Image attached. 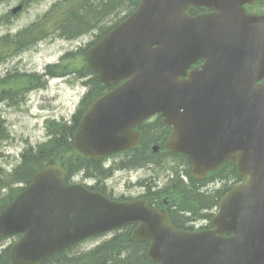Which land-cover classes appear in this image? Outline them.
<instances>
[{"label": "water", "instance_id": "1", "mask_svg": "<svg viewBox=\"0 0 264 264\" xmlns=\"http://www.w3.org/2000/svg\"><path fill=\"white\" fill-rule=\"evenodd\" d=\"M257 1L139 0L84 57L103 85L121 84L82 116L74 149L88 159L135 149V128L160 114L173 130L166 149L187 156L196 179L227 161L244 178L219 202L212 230L177 231L144 201L67 186L65 171L50 166L0 214V237L22 235L9 249L11 264H42L130 224L156 264H264V16L243 8ZM190 7L213 12L192 18Z\"/></svg>", "mask_w": 264, "mask_h": 264}, {"label": "trees", "instance_id": "2", "mask_svg": "<svg viewBox=\"0 0 264 264\" xmlns=\"http://www.w3.org/2000/svg\"><path fill=\"white\" fill-rule=\"evenodd\" d=\"M59 6L63 8V11L60 16V23L58 22V28L65 41H76L90 34H93L94 37V40L86 46L65 53L61 59L64 75L66 77L73 76L81 82L86 92L82 97L72 125L57 126L53 124L49 132L52 137L47 143L41 144L35 149L28 148L21 155V164L12 172L6 174L2 170L0 171V213L22 190V186L30 183L32 175L46 166L53 164L62 166L67 172V179L80 172L87 176H98L102 173L101 165L98 162L83 158L74 151L72 146L77 123L84 111L92 102L111 89L98 81L97 75L85 66L83 57L91 45L103 38L135 11L138 0H59ZM192 12L194 11L192 10ZM121 13H124V16L118 21L114 20ZM35 27V25L31 26L23 33L26 34ZM1 132L0 143L8 141L10 136L6 134L0 123ZM149 132L148 126L142 128L143 140L139 151L129 158L130 162L122 163L121 167L136 168L148 163L149 153L147 151H149L151 144L157 142V138L153 140L148 138ZM187 176L190 178V175ZM211 176L219 179L225 178L226 182L233 181V183H237L241 179L235 168L229 164H224L216 177L215 175ZM190 179L192 180V178ZM192 182L185 184L176 177L162 193L169 195L172 199L177 196V209L187 213H196V208L200 207L212 209L224 194V192L217 191L205 196L199 190L201 183L195 180ZM227 188L228 186L225 185L224 190ZM2 191L5 193L2 194ZM146 249V244L131 239L130 229H123L109 240L89 250L77 251L70 248L49 258L44 264H153L146 259ZM0 264H10L8 249L1 251Z\"/></svg>", "mask_w": 264, "mask_h": 264}, {"label": "rangeland", "instance_id": "3", "mask_svg": "<svg viewBox=\"0 0 264 264\" xmlns=\"http://www.w3.org/2000/svg\"><path fill=\"white\" fill-rule=\"evenodd\" d=\"M20 1L28 2V0H8L0 5V34L20 31L33 22L41 21L46 13L47 15L50 14L51 21L49 20L48 25L53 30L55 29L53 25L57 20V8L54 5L58 0H42L39 3L34 2L33 4L25 5L23 10L11 22H1L2 17L6 18V14L16 7ZM123 16L124 13H121L114 20L118 21ZM93 40V34L73 42L64 41L59 35H49L48 43L45 42V45L39 51L31 48L21 56V59L26 65L28 72H38L46 65L56 63L64 53L83 48ZM18 58L19 56H15L10 59L8 65L12 66L13 63L15 64L20 60ZM32 83V85H35V80ZM84 93L85 90L81 88L80 83L73 76H70V78L65 77L63 81H48L46 89L31 94L30 100L27 103H22L17 108L16 105H9L8 101L0 102V116L5 120L6 133L11 138L9 141L6 140L0 143V170L4 172L12 170L18 165L20 153L25 148L29 146L36 147L47 141L49 133L46 127L47 121L52 119L71 121ZM153 177L143 175V172L132 175H127L123 172L115 175L110 181L106 182L107 186H104L108 187L109 191H113V194L119 197L122 194H128V188L137 187L139 180ZM164 181L166 179H163V183ZM110 236L104 235L91 239L81 244L79 249L88 250L93 248L109 239ZM16 240L17 237L12 236L1 241L0 251L16 242Z\"/></svg>", "mask_w": 264, "mask_h": 264}, {"label": "flooded vegetation", "instance_id": "4", "mask_svg": "<svg viewBox=\"0 0 264 264\" xmlns=\"http://www.w3.org/2000/svg\"><path fill=\"white\" fill-rule=\"evenodd\" d=\"M21 4L22 6H25L24 1H21ZM14 16L15 15H13L11 11L10 14H6V18L10 20L14 19ZM18 32L19 31H16L14 33L0 34V80L13 79L25 81V83H23L19 88L14 90H7V94L14 98L29 92V88L32 85V78L34 75L39 81L45 80L47 78L46 68L49 67V65H46L38 72H28L26 65L21 59V56H23L26 51L30 50L33 45L34 47H36L35 50L39 51V49L45 45V42L48 43V32L43 31L41 33H38L36 36L29 34L21 38L17 37ZM15 56H19L18 59L20 60L16 59L18 61L15 64L13 63L12 66L8 65V61H10V59ZM52 76L53 79H59V75H57L56 73H53ZM39 84L41 83L39 82ZM0 94H5V91L0 90ZM149 122H153L155 125H157V150L154 152V155L150 157V163L153 166H147L145 168L146 171L143 173V175H157V184L152 192L137 193L132 190L129 191L128 194L120 195L119 198L126 200L144 199L149 207L159 211H166L168 213L169 221H174L172 208L170 207V201L167 200V198H162L159 194L160 190L165 185L163 184V179H167L171 175L191 174L187 172L188 168L186 164L183 161H178L177 157L174 154L168 152L164 147L171 129L162 125V119L159 115L152 117ZM126 156V153H121L119 155H116L115 158L119 160L125 158ZM103 161L110 164V166H114L116 164V161H114V157L107 158L105 160H102V162ZM79 184L87 187L90 190L104 193L106 196H109L111 198L117 197L113 194V191H109L106 186H99L96 181H93L92 178H90L88 182H80ZM209 191L210 190H206L205 194H208Z\"/></svg>", "mask_w": 264, "mask_h": 264}, {"label": "bare ground", "instance_id": "5", "mask_svg": "<svg viewBox=\"0 0 264 264\" xmlns=\"http://www.w3.org/2000/svg\"><path fill=\"white\" fill-rule=\"evenodd\" d=\"M81 39V38H80ZM79 40V39H78ZM77 41V40H76Z\"/></svg>", "mask_w": 264, "mask_h": 264}]
</instances>
